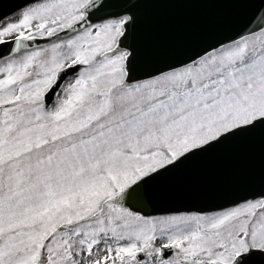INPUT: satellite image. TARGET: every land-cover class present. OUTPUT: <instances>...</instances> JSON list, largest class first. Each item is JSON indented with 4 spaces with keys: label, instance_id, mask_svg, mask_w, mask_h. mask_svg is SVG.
<instances>
[{
    "label": "snow or ice",
    "instance_id": "1",
    "mask_svg": "<svg viewBox=\"0 0 264 264\" xmlns=\"http://www.w3.org/2000/svg\"><path fill=\"white\" fill-rule=\"evenodd\" d=\"M0 264H264V0L0 16Z\"/></svg>",
    "mask_w": 264,
    "mask_h": 264
},
{
    "label": "water",
    "instance_id": "2",
    "mask_svg": "<svg viewBox=\"0 0 264 264\" xmlns=\"http://www.w3.org/2000/svg\"><path fill=\"white\" fill-rule=\"evenodd\" d=\"M23 0H0V16L11 14ZM214 22L211 12L194 9L163 10L149 20L162 40L182 41L192 30L210 27ZM216 177L206 178L211 183Z\"/></svg>",
    "mask_w": 264,
    "mask_h": 264
}]
</instances>
